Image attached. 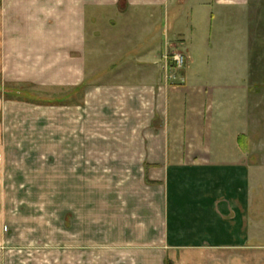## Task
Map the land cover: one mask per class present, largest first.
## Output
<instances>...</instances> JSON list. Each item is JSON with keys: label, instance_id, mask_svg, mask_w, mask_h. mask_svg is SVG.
<instances>
[{"label": "crops", "instance_id": "obj_1", "mask_svg": "<svg viewBox=\"0 0 264 264\" xmlns=\"http://www.w3.org/2000/svg\"><path fill=\"white\" fill-rule=\"evenodd\" d=\"M249 2L0 0L3 78L82 92L76 117L83 142L77 140L75 168L100 170L101 175L112 170L125 186L137 177L144 180L142 170H156L155 179L164 185L155 213L161 217L157 248L172 250L171 264H264L259 247L248 241L251 165L240 159V146L225 142L233 115L227 105L241 103L237 93L243 75L239 90L238 80L227 86L216 64L195 66L194 42L181 28L187 23L192 35L195 24L215 19L213 9H244ZM101 9L114 10V16H99ZM147 10L153 18L158 15L155 27L164 25L159 44L155 36L148 39ZM90 14L99 28L88 27ZM87 28L94 35L90 52ZM150 33L157 34L158 27ZM131 38L134 45L128 44ZM179 39L189 58L181 74L169 63ZM89 54L106 60L90 75ZM205 60L210 63V56Z\"/></svg>", "mask_w": 264, "mask_h": 264}, {"label": "rangeland", "instance_id": "obj_2", "mask_svg": "<svg viewBox=\"0 0 264 264\" xmlns=\"http://www.w3.org/2000/svg\"><path fill=\"white\" fill-rule=\"evenodd\" d=\"M249 1L244 9H213L215 19L195 24L192 35L186 30L187 23L181 28L194 42L195 66L216 64L227 86L238 80L239 90L243 75L242 92L237 93L241 103L227 105L233 115L225 142L240 146V159L251 165L253 226L248 241L259 247L264 261V0ZM150 11L146 14L148 39L155 36L159 44L164 25H156L158 33L151 37L158 15L153 18ZM113 12L101 9L99 16H114ZM88 17L90 29L100 27L94 25L91 14ZM87 36L90 52L94 35L89 28ZM182 42L175 40L171 51L187 54ZM135 43V38L128 42ZM234 48L239 49L237 54H233ZM207 55L210 63L203 62ZM86 59L89 75L97 63L106 61L104 55L89 54ZM187 61L188 57L185 64ZM169 63L177 73L185 69L178 68L173 59ZM2 75L0 72V264H160L164 255L165 264H171L172 250L157 248L161 217L155 213L161 208L164 185L155 179L156 170H142L147 173L144 180V176L137 177L125 186L123 179L116 178L122 176L112 170L101 175L100 170L75 168L77 140L83 142L77 136L76 117L82 92L5 81ZM147 211L150 215H139ZM147 259L152 263H145Z\"/></svg>", "mask_w": 264, "mask_h": 264}, {"label": "built area", "instance_id": "obj_3", "mask_svg": "<svg viewBox=\"0 0 264 264\" xmlns=\"http://www.w3.org/2000/svg\"><path fill=\"white\" fill-rule=\"evenodd\" d=\"M185 55L181 54V53H175L173 56V61L175 62L176 66L178 68H182L185 65Z\"/></svg>", "mask_w": 264, "mask_h": 264}]
</instances>
